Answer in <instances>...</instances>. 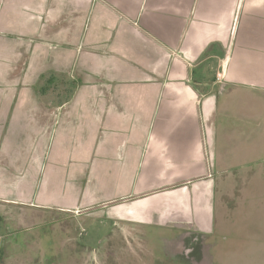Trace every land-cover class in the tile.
Masks as SVG:
<instances>
[{
    "label": "crops",
    "instance_id": "0c3cea01",
    "mask_svg": "<svg viewBox=\"0 0 264 264\" xmlns=\"http://www.w3.org/2000/svg\"><path fill=\"white\" fill-rule=\"evenodd\" d=\"M251 121L264 0H0L1 210L212 231Z\"/></svg>",
    "mask_w": 264,
    "mask_h": 264
},
{
    "label": "rangeland",
    "instance_id": "374dc122",
    "mask_svg": "<svg viewBox=\"0 0 264 264\" xmlns=\"http://www.w3.org/2000/svg\"><path fill=\"white\" fill-rule=\"evenodd\" d=\"M243 129L246 135L239 140L240 149L254 154L264 152L259 148L261 135L255 123L247 122ZM261 141L264 147V137ZM249 160L246 165L226 171L224 188L217 190L216 206L220 211L217 210L214 220V236L220 259L215 264H264V156L254 155ZM24 212L19 217L0 209V264H182L183 261L172 255L171 262L157 263L147 248L134 244L131 233L126 235L130 243L127 238L125 242L115 238L113 245L107 243L116 223L106 210H86L77 217L69 212L32 208H25ZM149 247L148 250L162 257L167 252L153 239Z\"/></svg>",
    "mask_w": 264,
    "mask_h": 264
},
{
    "label": "flooded vegetation",
    "instance_id": "af4514ba",
    "mask_svg": "<svg viewBox=\"0 0 264 264\" xmlns=\"http://www.w3.org/2000/svg\"><path fill=\"white\" fill-rule=\"evenodd\" d=\"M115 223V232L107 238V243L113 245L115 238L125 242L128 237L126 235L131 233L134 235L133 239L135 238L134 244L147 248V251L153 255L152 257L157 263L161 261L165 263L166 260V263L171 262L172 255L181 258L183 260H181L182 264H215L220 259V253L217 249L218 241L214 236L215 228L212 231H205L182 222L169 226ZM152 239L160 242L167 250V252H164V257L152 249L148 250L150 248L149 241ZM126 240H128L127 243H130V239L127 238ZM107 253L109 251L105 252V254Z\"/></svg>",
    "mask_w": 264,
    "mask_h": 264
},
{
    "label": "built area",
    "instance_id": "2783aa9c",
    "mask_svg": "<svg viewBox=\"0 0 264 264\" xmlns=\"http://www.w3.org/2000/svg\"><path fill=\"white\" fill-rule=\"evenodd\" d=\"M218 76L220 77V76H221V74H218Z\"/></svg>",
    "mask_w": 264,
    "mask_h": 264
}]
</instances>
